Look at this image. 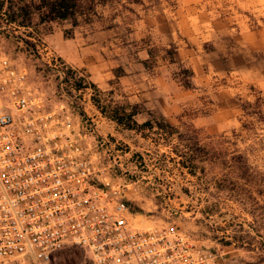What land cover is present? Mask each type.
I'll use <instances>...</instances> for the list:
<instances>
[{"label":"rangeland","instance_id":"374dc122","mask_svg":"<svg viewBox=\"0 0 264 264\" xmlns=\"http://www.w3.org/2000/svg\"><path fill=\"white\" fill-rule=\"evenodd\" d=\"M94 1L76 26L1 23L0 60L25 69L46 109L62 105L91 133L135 227L175 228L220 264H264V0ZM78 78L96 90H73ZM92 98L136 105V123L165 122L185 140L116 125ZM79 251L49 264H88Z\"/></svg>","mask_w":264,"mask_h":264},{"label":"built area","instance_id":"2783aa9c","mask_svg":"<svg viewBox=\"0 0 264 264\" xmlns=\"http://www.w3.org/2000/svg\"><path fill=\"white\" fill-rule=\"evenodd\" d=\"M91 142L62 105L46 109L25 69L0 60V264H49L69 247L88 264H220L175 228L135 227Z\"/></svg>","mask_w":264,"mask_h":264},{"label":"trees","instance_id":"16d2710c","mask_svg":"<svg viewBox=\"0 0 264 264\" xmlns=\"http://www.w3.org/2000/svg\"><path fill=\"white\" fill-rule=\"evenodd\" d=\"M94 3V0H0V25L1 23H5L14 24L19 27H30L33 20H36L40 24L54 21H69L72 26H76L78 18L85 17L93 11ZM82 81L81 78H78L73 82L72 89L81 90L89 86L92 90H96L92 83H83ZM181 85L183 88H190V83L187 81L182 82ZM92 104L102 116L125 129H156L157 132L168 138L174 137L178 142L185 140L177 128L165 122L147 120L140 124L136 123L134 120V117L138 114L136 105H127L129 109H125L124 106L103 107L99 105L97 99L93 98ZM183 147L186 149V153H182V156L186 158V156L192 154V151L187 145ZM195 148V151L207 153L203 147L197 146ZM191 156L187 157L186 163L181 161L180 164L182 168L187 170L188 174L193 175L194 171L192 168L195 161ZM78 254L84 257L81 251Z\"/></svg>","mask_w":264,"mask_h":264}]
</instances>
